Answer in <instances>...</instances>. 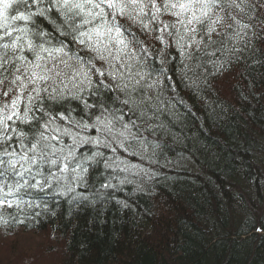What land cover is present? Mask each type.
I'll use <instances>...</instances> for the list:
<instances>
[{
  "label": "trees",
  "instance_id": "16d2710c",
  "mask_svg": "<svg viewBox=\"0 0 264 264\" xmlns=\"http://www.w3.org/2000/svg\"><path fill=\"white\" fill-rule=\"evenodd\" d=\"M45 27L52 31L46 23ZM130 27L143 41L141 47L148 48L152 67H170L173 70L166 75L172 79L153 71L143 90L130 97L107 90L98 98L84 94L89 103L104 102L109 110L104 118L123 114L128 128L116 123L112 135L117 142L123 140L127 150L116 144L115 152L100 146L104 156L91 165L87 187L77 183L74 173L63 174V187H54L43 197L47 210L25 205L0 208V216L8 221H0L1 235L33 232L48 241L37 252L7 242L0 246V264H264V231H258L264 228V63L260 53L246 52L239 62L214 75L211 65L193 58L186 61L188 68L181 79L184 64L173 40L165 35L172 47L169 63L162 65L164 45L151 31L145 34L139 25ZM70 47L85 61L93 55L78 43ZM256 47L264 51V42ZM63 60L70 67L57 61L62 76L56 85L67 84L74 90L78 79L74 70L80 64L74 57ZM94 63L102 67L99 61ZM153 81L156 86L149 88ZM126 99L130 100L127 106L122 104ZM71 106L73 117L80 119L85 112L82 103L73 100ZM100 115L99 110L93 111L85 122L95 123ZM121 132L128 138L121 137ZM81 134L101 140L107 135L92 127ZM89 149L95 151L96 146L81 150L90 155ZM104 160L112 166L104 168ZM107 183L113 187H102ZM68 186L75 191L60 195ZM76 193L87 199H74Z\"/></svg>",
  "mask_w": 264,
  "mask_h": 264
},
{
  "label": "snow or ice",
  "instance_id": "6c2138e0",
  "mask_svg": "<svg viewBox=\"0 0 264 264\" xmlns=\"http://www.w3.org/2000/svg\"><path fill=\"white\" fill-rule=\"evenodd\" d=\"M130 25H139L145 34L151 31L153 38L164 45L160 50L164 53L162 65L169 63L167 54L172 47L165 35L173 40L184 64L181 79L188 68L186 61L193 58L211 65V75L239 62L246 52L260 53L264 63V51L256 47L264 42V27H258L264 25V0H0V96L4 98L0 104V208L25 205L47 210L43 197L54 187H63V174L74 173L77 183L86 188L91 165L99 164L98 158L104 156L99 147L112 152L117 150L114 144L125 148L123 140L117 142L112 135L116 123L128 128L123 114L104 118L109 111L104 102L89 103L84 94L98 98L102 90H107L130 97L143 90L153 71L170 80L166 73L173 70L152 67L148 48L141 47L143 41ZM71 43L87 48L92 57L85 61L72 52ZM64 57H74L80 64L79 70H74V78H78L74 90L67 84L56 85L62 76L57 61L70 67ZM50 62L52 67L48 66ZM156 84L153 81L148 87ZM73 100L85 109L80 119L72 115ZM129 103V99L122 101L125 106ZM97 110L101 115L96 122L86 123L85 116L91 119ZM89 127L106 133L105 139L82 135ZM87 145L96 146L95 151L88 150L90 155L81 150ZM103 166L112 165L104 160ZM102 187L113 186L107 183ZM74 191L68 186L59 194ZM74 199L87 198L76 193ZM119 203L129 207L124 201ZM0 221L8 222L2 216Z\"/></svg>",
  "mask_w": 264,
  "mask_h": 264
},
{
  "label": "rangeland",
  "instance_id": "374dc122",
  "mask_svg": "<svg viewBox=\"0 0 264 264\" xmlns=\"http://www.w3.org/2000/svg\"><path fill=\"white\" fill-rule=\"evenodd\" d=\"M7 242L8 244L15 242L14 245L17 247L24 246L33 249V251L36 250V252H37V248H39L42 245H46L48 243V241L43 236L36 235V233L33 232H25V233L23 232V233H19L18 235L16 234L14 236H9V237H5L0 234V246L4 245ZM30 244H34V245H30ZM28 245L30 246L28 247ZM41 262L42 261H40V263Z\"/></svg>",
  "mask_w": 264,
  "mask_h": 264
}]
</instances>
